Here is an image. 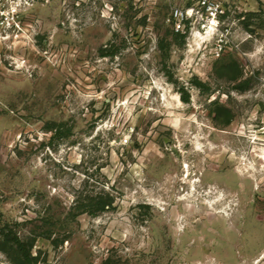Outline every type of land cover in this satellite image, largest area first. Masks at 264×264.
Listing matches in <instances>:
<instances>
[{
    "label": "rangeland",
    "instance_id": "obj_1",
    "mask_svg": "<svg viewBox=\"0 0 264 264\" xmlns=\"http://www.w3.org/2000/svg\"><path fill=\"white\" fill-rule=\"evenodd\" d=\"M204 2L0 34V264H264V0Z\"/></svg>",
    "mask_w": 264,
    "mask_h": 264
},
{
    "label": "built area",
    "instance_id": "obj_2",
    "mask_svg": "<svg viewBox=\"0 0 264 264\" xmlns=\"http://www.w3.org/2000/svg\"><path fill=\"white\" fill-rule=\"evenodd\" d=\"M49 0H0V34L20 27L21 18L36 4L48 2ZM205 0L204 3H206ZM212 17L218 14L220 6L216 2H210ZM173 24L176 29L183 26L187 13L180 8L173 11Z\"/></svg>",
    "mask_w": 264,
    "mask_h": 264
},
{
    "label": "trees",
    "instance_id": "obj_3",
    "mask_svg": "<svg viewBox=\"0 0 264 264\" xmlns=\"http://www.w3.org/2000/svg\"><path fill=\"white\" fill-rule=\"evenodd\" d=\"M16 240L18 241V243H20V241L18 240V238H16ZM19 248H20V250H21L22 247H19ZM26 257H27L28 259L31 258L30 253H27V254H26Z\"/></svg>",
    "mask_w": 264,
    "mask_h": 264
}]
</instances>
